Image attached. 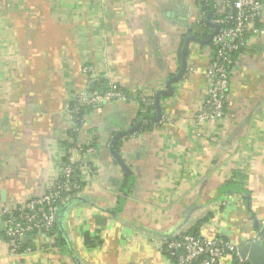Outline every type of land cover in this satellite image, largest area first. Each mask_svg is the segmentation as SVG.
I'll use <instances>...</instances> for the list:
<instances>
[{
  "label": "crops",
  "instance_id": "0c3cea01",
  "mask_svg": "<svg viewBox=\"0 0 264 264\" xmlns=\"http://www.w3.org/2000/svg\"><path fill=\"white\" fill-rule=\"evenodd\" d=\"M261 1V33L235 55L218 135L194 122L214 58L198 0H0V264H175L160 250L169 238L223 236L241 247L264 237ZM88 63L129 99L84 115L79 139L95 141L98 172L84 173L53 234H36L24 242L33 253L14 256L2 211L59 176L72 138L67 106L90 90ZM185 63L195 73L184 82ZM169 90L160 108L174 121L138 132L140 96Z\"/></svg>",
  "mask_w": 264,
  "mask_h": 264
},
{
  "label": "built area",
  "instance_id": "2783aa9c",
  "mask_svg": "<svg viewBox=\"0 0 264 264\" xmlns=\"http://www.w3.org/2000/svg\"><path fill=\"white\" fill-rule=\"evenodd\" d=\"M210 0H198L200 11L206 21L203 24L211 27L213 35L210 44L214 49V58L208 71L209 84L202 107L194 116L197 130L204 124L213 126L214 134L220 135L221 124L226 115V102L230 88V78L235 62V55L240 52L248 36L261 33L258 23L262 16L263 4L261 0H211L215 8L221 6L218 13L209 14L203 11ZM209 17V19H208ZM211 34V35H212ZM88 79L90 90L74 94L67 106L70 116L71 132L78 140L74 145L63 148L62 167L59 176L48 187V190L34 196L23 204L2 211L5 219L4 236L8 242L12 255H29L34 248L25 245L24 238L32 237L38 233L53 234L56 227L57 217L60 210L72 199L80 196L84 173L95 174L98 172L94 167V160L98 154L93 138L82 141L79 139L83 131L84 121L77 118L78 103L81 106L100 107L114 101H128L127 94L114 81L100 76L93 65L86 64L82 69ZM195 73L191 66L186 67L181 80L186 81ZM101 78L107 80L105 90L94 89L92 86ZM139 104L144 105V112L153 109L155 100L150 97L140 96ZM174 119L161 113V118L156 120L155 127L173 122ZM146 122V121H145ZM264 243V237L258 238ZM160 250L165 256L174 260L175 264H218L219 260L226 255L234 258V264H248L243 259L240 247L232 244L223 236L207 239L200 235H182L169 238L162 242Z\"/></svg>",
  "mask_w": 264,
  "mask_h": 264
},
{
  "label": "trees",
  "instance_id": "16d2710c",
  "mask_svg": "<svg viewBox=\"0 0 264 264\" xmlns=\"http://www.w3.org/2000/svg\"><path fill=\"white\" fill-rule=\"evenodd\" d=\"M203 11L206 13V16H208L209 14H213L214 13L215 10H213V6H212V3H211V0H210V3L207 6L203 7ZM211 34H212L211 27L206 26V28L204 30L203 40L204 41H208L210 36H211ZM209 44H210V42H209ZM107 84H108L107 80L104 79V78H101L100 81L95 83L92 87L94 89L105 90L107 88ZM77 104L78 103H73L72 104V105L78 106V113H77L76 117L84 120V117H85L84 115L88 111L92 110L94 108V106H89V107L81 106V107H79V105H77ZM143 108H144V105L139 104V116H138V118H139V122H140L139 123L140 127L137 130L138 132H140V131L142 132V131L153 129V128H155V125L157 124L156 123L157 112H156L155 105L153 107V109L155 110L154 113H151L150 110L144 112L142 110ZM162 114H163V110H162ZM77 140H78L77 136H74L72 134V138L67 143L66 147H70L71 145H74L77 142ZM229 185L233 187L234 191L241 192V193L244 192L243 188H241V187H239L237 185H233L231 182H230ZM193 235L198 236L197 233L196 234L194 233Z\"/></svg>",
  "mask_w": 264,
  "mask_h": 264
},
{
  "label": "water",
  "instance_id": "95a60500",
  "mask_svg": "<svg viewBox=\"0 0 264 264\" xmlns=\"http://www.w3.org/2000/svg\"><path fill=\"white\" fill-rule=\"evenodd\" d=\"M208 19H209V17H208ZM216 28L218 29V27H216ZM217 29L210 36L209 40L207 41L208 43L212 40V37L217 32ZM186 65H187L186 63L183 65L182 70L177 77V80L178 79L181 80V77L186 70V67H187ZM171 91L172 90H169L167 92H161V93L157 94L156 99H155V105H156V110H157L156 120H159L161 118V113H162V110L160 108V97H161V95L162 94L171 95ZM226 189H233V187L229 185L226 187ZM255 223H256V227L260 229L261 228L260 223H258L257 221H255ZM261 234H264V228H261ZM30 239H31L30 236H26L24 238V242L27 243ZM239 254L243 259L246 260V262L248 264H264V243H262L258 239L252 240V241H250V242H248V243H246L240 247Z\"/></svg>",
  "mask_w": 264,
  "mask_h": 264
}]
</instances>
